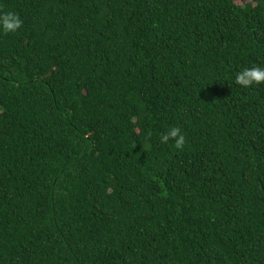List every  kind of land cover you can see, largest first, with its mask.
I'll use <instances>...</instances> for the list:
<instances>
[{"label": "trees", "instance_id": "obj_1", "mask_svg": "<svg viewBox=\"0 0 264 264\" xmlns=\"http://www.w3.org/2000/svg\"><path fill=\"white\" fill-rule=\"evenodd\" d=\"M7 11L0 264H264V0Z\"/></svg>", "mask_w": 264, "mask_h": 264}, {"label": "clouds", "instance_id": "obj_2", "mask_svg": "<svg viewBox=\"0 0 264 264\" xmlns=\"http://www.w3.org/2000/svg\"><path fill=\"white\" fill-rule=\"evenodd\" d=\"M22 24L23 21L20 16L14 11L0 12V31L14 33L21 28ZM234 82L244 88L264 83V66L245 67L242 71L236 73ZM170 139L175 140L177 148L182 147L185 142V137L178 127H172L160 136L163 143H168Z\"/></svg>", "mask_w": 264, "mask_h": 264}]
</instances>
